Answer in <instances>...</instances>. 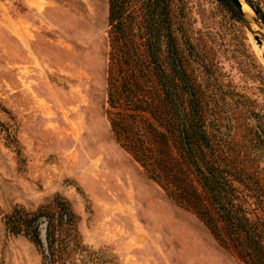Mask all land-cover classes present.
I'll return each mask as SVG.
<instances>
[{
    "label": "rangeland",
    "instance_id": "374dc122",
    "mask_svg": "<svg viewBox=\"0 0 264 264\" xmlns=\"http://www.w3.org/2000/svg\"><path fill=\"white\" fill-rule=\"evenodd\" d=\"M129 1L133 26L143 25L152 3ZM166 6L192 116L210 141L203 150L227 170L239 212L264 228V31L229 0ZM107 28V0H0V264H43L26 236L5 230L4 216L61 200L79 238L60 229L63 264H247L115 140L105 115ZM189 183L209 206L193 173Z\"/></svg>",
    "mask_w": 264,
    "mask_h": 264
},
{
    "label": "trees",
    "instance_id": "16d2710c",
    "mask_svg": "<svg viewBox=\"0 0 264 264\" xmlns=\"http://www.w3.org/2000/svg\"><path fill=\"white\" fill-rule=\"evenodd\" d=\"M246 1L264 22L259 1ZM166 2L150 0L143 25L133 26L129 0H107L105 115L110 130L146 175L170 199L194 212L220 245L235 251L247 264H264V228L239 212V204L232 201L227 170L217 165L218 156L211 149L207 155L203 150L210 141L203 123L192 116V84L178 53ZM192 173L209 206L192 195V183L189 188L182 184L184 176ZM210 207L223 232L209 214ZM3 222L7 232L23 234L34 244L43 264H63L67 239L79 242L74 213L62 200L55 209L13 206ZM60 229L65 230L66 240Z\"/></svg>",
    "mask_w": 264,
    "mask_h": 264
},
{
    "label": "water",
    "instance_id": "95a60500",
    "mask_svg": "<svg viewBox=\"0 0 264 264\" xmlns=\"http://www.w3.org/2000/svg\"><path fill=\"white\" fill-rule=\"evenodd\" d=\"M232 5L239 11L240 14H243L242 13V10H241V1L240 0H229ZM247 5L248 7L252 10V12L254 13V16L252 17V19L257 22V24L259 25V27L264 31V22L261 20L260 16L258 15V13L250 6V4L246 1V0H243ZM260 33L261 30H258ZM255 38L260 41V38L255 34L254 35ZM44 229V227H43ZM43 229L41 230L40 229V233L41 235L43 234Z\"/></svg>",
    "mask_w": 264,
    "mask_h": 264
},
{
    "label": "bare ground",
    "instance_id": "6f19581e",
    "mask_svg": "<svg viewBox=\"0 0 264 264\" xmlns=\"http://www.w3.org/2000/svg\"><path fill=\"white\" fill-rule=\"evenodd\" d=\"M241 1V10H242V13H243V15L247 18V19H249V11H250V8L248 7V5L243 1V0H240ZM246 13L248 14V15H246ZM252 22V21H251ZM250 22V27L252 28V29H256V26L254 25V24H252ZM262 31V30H261ZM263 33V32H262ZM261 48V47H260Z\"/></svg>",
    "mask_w": 264,
    "mask_h": 264
}]
</instances>
